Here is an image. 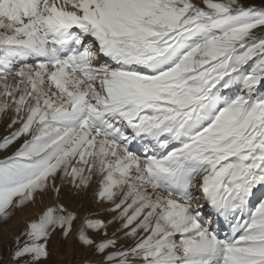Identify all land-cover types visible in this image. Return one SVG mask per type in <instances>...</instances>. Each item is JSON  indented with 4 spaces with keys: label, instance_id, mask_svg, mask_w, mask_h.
<instances>
[{
    "label": "snow or ice",
    "instance_id": "1",
    "mask_svg": "<svg viewBox=\"0 0 264 264\" xmlns=\"http://www.w3.org/2000/svg\"><path fill=\"white\" fill-rule=\"evenodd\" d=\"M3 121L0 264H264V0H0Z\"/></svg>",
    "mask_w": 264,
    "mask_h": 264
},
{
    "label": "rangeland",
    "instance_id": "2",
    "mask_svg": "<svg viewBox=\"0 0 264 264\" xmlns=\"http://www.w3.org/2000/svg\"><path fill=\"white\" fill-rule=\"evenodd\" d=\"M197 2H199V0H197ZM248 2L249 3H259L260 0H248ZM6 123H7V121L0 122V137H3L4 135L7 134L5 127H4V125ZM22 142H23V138L21 139V141H18L17 144L14 145L11 149H9L7 155H10L13 151H15V149ZM4 155H5V153H0V158H3ZM94 190H95V186L93 187L92 190L89 191L87 196L84 197V201H85L86 207L90 208L93 211H96V210H99L105 206L100 205V204L90 203L93 200ZM66 193H67V189H65V195L62 197L61 202L65 203L69 207H75L80 198L79 197L76 198L75 201H69ZM55 203H56V201L54 199H52L50 197L46 198L45 204L43 206L39 205L40 207L37 208L38 210H34L29 215L28 214L25 215V217L21 221V226H20L21 228L17 227V226L9 228L11 226V224L14 222L15 218H13L9 222L8 226H6V227L0 226V243H2L4 245L3 248H0V252H3L5 259H7V248L9 247L7 245L12 243L14 235L18 234L20 232V230L25 226V221H32V220L37 219L45 207L54 206ZM40 209H42V210H40ZM33 214H35V215H33ZM55 241H57V242H55ZM53 244H55L56 248L52 246ZM50 250H51L52 255H51V259L48 262V264H85V261H88L92 258L90 250H86V249L82 248L74 240H70L67 244H64V243L59 241L58 235L53 238V240L50 244Z\"/></svg>",
    "mask_w": 264,
    "mask_h": 264
},
{
    "label": "bare ground",
    "instance_id": "3",
    "mask_svg": "<svg viewBox=\"0 0 264 264\" xmlns=\"http://www.w3.org/2000/svg\"><path fill=\"white\" fill-rule=\"evenodd\" d=\"M47 206V205H46ZM40 206L39 205H30L27 209H25L23 212H20L16 215V217H14V222L11 224V227H14V226H17V227H20L21 226V221L22 219L25 217V215H29L30 213H32L34 210H38L37 208H39ZM43 208V207H42ZM42 210V209H40ZM35 215V214H33ZM24 221V220H23ZM9 227V228H11ZM21 228V227H20ZM18 230V229H17ZM12 233V232H11ZM9 234V233H8ZM7 234V235H8ZM10 235V234H9ZM12 235V234H11ZM59 252V251H58ZM62 260V259H61Z\"/></svg>",
    "mask_w": 264,
    "mask_h": 264
},
{
    "label": "crops",
    "instance_id": "4",
    "mask_svg": "<svg viewBox=\"0 0 264 264\" xmlns=\"http://www.w3.org/2000/svg\"><path fill=\"white\" fill-rule=\"evenodd\" d=\"M29 206H30V205H29ZM29 206H28V207H29ZM18 213H20V212H18ZM18 213H17V214H18ZM10 227H11V226H10ZM55 242H57V241H55ZM53 243H54V242H53ZM10 245H11V244H8L7 246H10ZM52 246L56 248L55 244H53ZM3 247H4V245H3L2 243H0V248H3ZM53 247H52V248H53ZM52 250H53V249H52Z\"/></svg>",
    "mask_w": 264,
    "mask_h": 264
}]
</instances>
